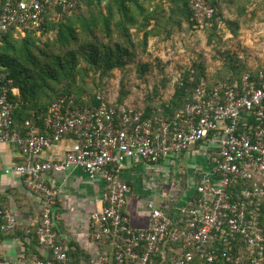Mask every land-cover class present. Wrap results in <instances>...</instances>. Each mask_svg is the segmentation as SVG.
I'll return each instance as SVG.
<instances>
[{
	"label": "built area",
	"instance_id": "obj_1",
	"mask_svg": "<svg viewBox=\"0 0 264 264\" xmlns=\"http://www.w3.org/2000/svg\"><path fill=\"white\" fill-rule=\"evenodd\" d=\"M191 5L193 20L210 21L218 14L210 0H192ZM77 7L78 0H0V47L10 30L21 36L25 30L41 34L49 23L72 17ZM258 78L246 73L234 84L199 87L192 104L166 119L100 97V104L90 107L61 99L48 116L26 121L23 135L12 129L20 104L9 94L17 88L0 71V146H17L23 157L4 172L19 175L43 206L36 232L40 256L29 261L23 255L16 264H155L158 254L169 264H264V70ZM65 138L71 146L62 160L40 159ZM206 143L214 146L210 169L196 186L191 206H180L172 218L154 201L145 202L150 227H131L125 207L132 188L123 163L157 165ZM77 168L106 183L101 210L90 214L93 253L79 262L57 225L59 191L45 178ZM250 183L251 188L245 187ZM15 231L16 220L0 199V234ZM240 238L248 251L236 256ZM169 241L173 255L167 258ZM0 264L10 263L0 255Z\"/></svg>",
	"mask_w": 264,
	"mask_h": 264
},
{
	"label": "trees",
	"instance_id": "obj_2",
	"mask_svg": "<svg viewBox=\"0 0 264 264\" xmlns=\"http://www.w3.org/2000/svg\"><path fill=\"white\" fill-rule=\"evenodd\" d=\"M191 2L192 0H78L77 11L72 17H68L65 22L49 23L41 34L25 30L23 39L18 41L17 30H10L0 47V71L13 80V86L20 92L19 96L12 92L9 94L10 101L20 104L13 115L12 129L24 135L26 121L34 116H48L51 107L61 99H68L69 102L72 98L73 106L79 107L98 106L101 102L99 97L107 102L103 96L105 86L102 82L113 77L116 71L127 72L128 67L148 53L152 40L164 35L165 39H169L173 25L182 28V22H185L190 28H201L207 22L232 14V11L226 13L225 0H210V3L217 6L218 14L210 21L199 22L193 20ZM82 4L88 7L87 12L82 11ZM243 13L237 12L236 16H243ZM228 25L231 32H236L233 25ZM50 32H56L55 40L48 41L42 47L38 46L37 41ZM227 69L226 73L215 71L214 74H205L204 71L193 74L188 71L175 85L172 98L161 101L158 106L152 103L151 98L143 108L123 105L122 98L126 96L124 93L118 104H109L129 106L144 110L148 117L166 119L174 117L192 104L197 88L209 89L221 82L234 84L237 80L240 82L246 73H250L253 80L259 82L258 75L264 67L248 70L244 66L240 72L237 71L240 69L238 66ZM151 70V65L147 62L138 64L139 79L148 81L147 75L152 73ZM159 70L162 71V68ZM249 185L245 187L251 188L253 183ZM185 206L191 205L186 203ZM171 209L169 212L165 211L173 218V204ZM261 215L264 229V207ZM170 246L173 247L169 241L164 247L167 258L173 255ZM36 247L38 242L34 235V251L26 257L29 261L34 255L40 256ZM247 251L246 241L240 238L235 255L240 256ZM71 255L77 262L81 260L73 250ZM155 261V264H169V261L162 260V254H158ZM217 264L226 263L222 261Z\"/></svg>",
	"mask_w": 264,
	"mask_h": 264
},
{
	"label": "crops",
	"instance_id": "obj_3",
	"mask_svg": "<svg viewBox=\"0 0 264 264\" xmlns=\"http://www.w3.org/2000/svg\"><path fill=\"white\" fill-rule=\"evenodd\" d=\"M260 5L263 7V11H260L258 15L263 18L264 0H225L224 2L226 13L232 11V14L234 12H246V8L249 14L250 11L252 13ZM251 15L249 14V16ZM259 30L255 33L257 39L253 36V40L260 39ZM259 61L264 64V59ZM250 66L253 65L250 63ZM19 94V89H16L14 95L19 96ZM70 146V138H65L59 145L48 149L40 159L62 160ZM213 150L214 146L211 144H199L184 155L172 157L157 165L133 160L125 161L122 165L123 176L132 188L125 207V213L130 218L131 227L135 229L150 227L151 219L145 202L154 201L158 207L168 210V212L172 210L171 204L174 205V211L176 212L180 206L191 203L197 195L196 186H198L204 175L209 172L210 157ZM22 161L23 157L17 146L9 144L0 146V199L16 220V231L13 234H0V255L10 264H16L23 255L29 257V253H33V236L36 235L37 229L42 224L43 206L41 198L27 189L19 175H8L4 172V169L12 168ZM185 161L187 163L186 168L182 164ZM167 162L169 166H174L173 164L177 162L181 163L178 176L184 170L183 167L188 169L187 172L184 170V175L189 176V181L183 183L184 190L181 187L178 189V186L182 184H179L178 181L175 182V185L169 191V196L161 194V197H159L156 189L150 183L151 179L148 181L143 178L141 184L139 170L144 167L145 171L157 170L161 172L163 164ZM45 178L48 184L59 191L57 225L61 234L71 245L76 257L81 259L79 261L88 260L93 253L90 239L92 233L90 214L102 208V196L106 189L105 181L102 178L91 179L86 172L78 168L62 174L49 173ZM143 185L148 190H145L147 194L153 192L150 199L144 198L140 194V188ZM36 249L38 251V247Z\"/></svg>",
	"mask_w": 264,
	"mask_h": 264
},
{
	"label": "rangeland",
	"instance_id": "obj_4",
	"mask_svg": "<svg viewBox=\"0 0 264 264\" xmlns=\"http://www.w3.org/2000/svg\"><path fill=\"white\" fill-rule=\"evenodd\" d=\"M83 10L84 12L88 10L84 4H82ZM247 10L246 8L243 16L237 17V12H234L228 17L224 15L222 19L207 22L201 28H190L185 22H182V28L173 25L169 39H165L164 35L160 39L152 40L148 53L128 67L127 72L116 71L113 77L102 82L105 86L104 98L108 103L118 104L124 93L126 96L122 98L123 105L143 108L151 98L152 103L158 106L161 101L172 98L175 85L188 71L193 74L199 71L214 74L215 71L226 73L227 68L232 66H238L239 72L244 66H247L248 70L264 67V64L259 61L264 59V17L260 18L258 15L260 11H263V7L260 5L252 13L250 11L251 16ZM228 23L236 28V32H231ZM258 30L261 35L260 39L256 40L255 33ZM19 36H17L18 41L23 39ZM55 38L56 32H50L42 36L37 44L42 47L43 44L54 41ZM141 62L151 65L152 73L147 75L148 81L138 77V64ZM250 63L253 66H250ZM160 68L162 71L159 70ZM180 164L177 162L173 164L174 166H169L168 162L164 163L161 172L145 171L142 167L139 170V181L142 184L143 178L148 181L151 179L150 183L159 197L161 194L169 196V191L177 181L182 184L178 186V189L181 187L184 190L183 183L189 181V176L184 175L188 169H185L186 161L182 162L185 172L182 170L178 176ZM145 190L147 189L143 185L140 188V194L150 199L153 192L147 194Z\"/></svg>",
	"mask_w": 264,
	"mask_h": 264
}]
</instances>
